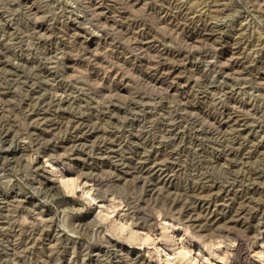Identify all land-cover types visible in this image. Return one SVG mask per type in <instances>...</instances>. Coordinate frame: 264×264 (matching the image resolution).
I'll return each instance as SVG.
<instances>
[{"label": "rangeland", "instance_id": "rangeland-1", "mask_svg": "<svg viewBox=\"0 0 264 264\" xmlns=\"http://www.w3.org/2000/svg\"><path fill=\"white\" fill-rule=\"evenodd\" d=\"M134 263L264 264V0H0V264Z\"/></svg>", "mask_w": 264, "mask_h": 264}, {"label": "bare ground", "instance_id": "bare-ground-1", "mask_svg": "<svg viewBox=\"0 0 264 264\" xmlns=\"http://www.w3.org/2000/svg\"><path fill=\"white\" fill-rule=\"evenodd\" d=\"M123 245V244H122ZM135 249L134 248H131V251L133 252ZM136 252V251H135ZM128 253V252H127ZM124 256V255H123ZM132 257V256H131ZM126 259V258H125ZM133 261L136 262V259H134ZM140 261V260H139ZM131 262V261H130ZM125 263V262H124ZM139 263V262H138ZM135 264V263H134Z\"/></svg>", "mask_w": 264, "mask_h": 264}]
</instances>
